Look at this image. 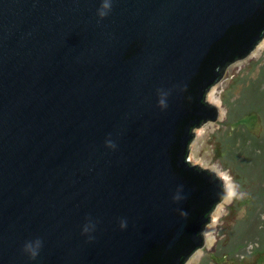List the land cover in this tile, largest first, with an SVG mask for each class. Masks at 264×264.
Masks as SVG:
<instances>
[{
  "label": "water",
  "instance_id": "95a60500",
  "mask_svg": "<svg viewBox=\"0 0 264 264\" xmlns=\"http://www.w3.org/2000/svg\"><path fill=\"white\" fill-rule=\"evenodd\" d=\"M102 3L0 0V264H184L228 194L186 160L264 0Z\"/></svg>",
  "mask_w": 264,
  "mask_h": 264
},
{
  "label": "rangeland",
  "instance_id": "374dc122",
  "mask_svg": "<svg viewBox=\"0 0 264 264\" xmlns=\"http://www.w3.org/2000/svg\"><path fill=\"white\" fill-rule=\"evenodd\" d=\"M206 94L218 117L193 129L186 161L216 171L228 194L205 225L208 245L184 264H264V37Z\"/></svg>",
  "mask_w": 264,
  "mask_h": 264
},
{
  "label": "clouds",
  "instance_id": "9594fccd",
  "mask_svg": "<svg viewBox=\"0 0 264 264\" xmlns=\"http://www.w3.org/2000/svg\"><path fill=\"white\" fill-rule=\"evenodd\" d=\"M111 7V0H103L101 8L98 10V15L102 18L108 14ZM163 103V101H161ZM41 247V241L35 240L27 242L24 245V251L28 254L30 259H35L39 254V249Z\"/></svg>",
  "mask_w": 264,
  "mask_h": 264
},
{
  "label": "trees",
  "instance_id": "16d2710c",
  "mask_svg": "<svg viewBox=\"0 0 264 264\" xmlns=\"http://www.w3.org/2000/svg\"><path fill=\"white\" fill-rule=\"evenodd\" d=\"M226 139H227V138H226ZM227 140H228V139H227ZM229 140H230V139H229ZM232 142H233V141H232ZM234 143H235V142H233V143L231 144L232 147H233ZM229 144H230V143H229ZM258 238H259L260 241H261L262 238H261V237H258Z\"/></svg>",
  "mask_w": 264,
  "mask_h": 264
}]
</instances>
